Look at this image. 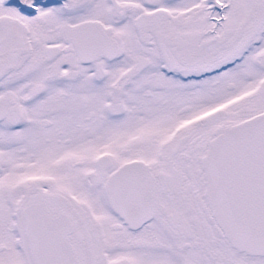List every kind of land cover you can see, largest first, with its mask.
I'll return each mask as SVG.
<instances>
[{
    "label": "snow or ice",
    "instance_id": "1",
    "mask_svg": "<svg viewBox=\"0 0 264 264\" xmlns=\"http://www.w3.org/2000/svg\"><path fill=\"white\" fill-rule=\"evenodd\" d=\"M0 264H264V0H0Z\"/></svg>",
    "mask_w": 264,
    "mask_h": 264
}]
</instances>
